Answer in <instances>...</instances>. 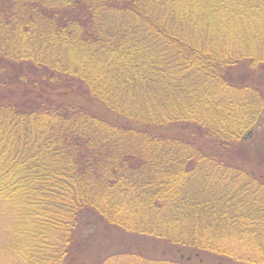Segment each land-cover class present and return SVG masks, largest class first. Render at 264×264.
<instances>
[{
	"label": "trees",
	"instance_id": "1",
	"mask_svg": "<svg viewBox=\"0 0 264 264\" xmlns=\"http://www.w3.org/2000/svg\"><path fill=\"white\" fill-rule=\"evenodd\" d=\"M262 117L264 0H0L22 264H264Z\"/></svg>",
	"mask_w": 264,
	"mask_h": 264
},
{
	"label": "rangeland",
	"instance_id": "2",
	"mask_svg": "<svg viewBox=\"0 0 264 264\" xmlns=\"http://www.w3.org/2000/svg\"><path fill=\"white\" fill-rule=\"evenodd\" d=\"M240 73L243 77H248V75L251 74V71L241 70ZM263 123L264 118L262 117L255 125L252 135L262 128L264 125ZM0 217V264H22V260L20 259L19 254H17L18 248L20 246V241L17 239L18 236L16 232H14L6 223L4 213L2 214L0 212ZM83 231H85L83 230V227H79L76 232V238L78 240L77 242L80 245L85 243L82 242L84 240L88 242L91 240L84 235ZM113 236L115 237V235Z\"/></svg>",
	"mask_w": 264,
	"mask_h": 264
}]
</instances>
